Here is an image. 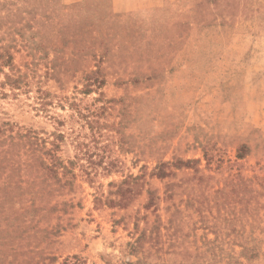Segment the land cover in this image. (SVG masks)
Masks as SVG:
<instances>
[{
    "label": "rangeland",
    "instance_id": "rangeland-1",
    "mask_svg": "<svg viewBox=\"0 0 264 264\" xmlns=\"http://www.w3.org/2000/svg\"><path fill=\"white\" fill-rule=\"evenodd\" d=\"M82 6L161 35L125 57ZM0 127L55 169L0 147V264H264V0H0Z\"/></svg>",
    "mask_w": 264,
    "mask_h": 264
},
{
    "label": "trees",
    "instance_id": "trees-1",
    "mask_svg": "<svg viewBox=\"0 0 264 264\" xmlns=\"http://www.w3.org/2000/svg\"><path fill=\"white\" fill-rule=\"evenodd\" d=\"M95 12L91 11L90 7H79L76 12V18L72 22H67L64 24L63 28L65 29L67 26H77V31H87L90 32L93 28L97 29L99 33V41L101 45L107 48L109 42L116 38L117 47L120 48L121 40H123V52L125 53V57H130V48L129 46H135V48L142 50L143 47H147L146 50H152V46L154 45V40L158 38L160 34H157V22L156 16L153 13H150L148 16H138L132 17L130 14L123 13V27H117L116 24L112 21H104V19H99L96 21ZM124 17H127L126 19ZM128 20L132 21V24H127ZM144 25L147 26L144 27ZM150 35H147V33ZM167 39H169L167 37ZM97 40V37L92 39L85 38H77L76 43L78 45L81 43L86 44L88 42L94 44ZM170 40V39H169ZM170 46V44H168ZM85 47L81 44L79 50H83ZM149 54V53H148ZM111 56L107 53V49L100 55V61L110 60ZM9 61V60H8ZM94 72L91 74L88 79L89 81H95ZM94 77V78H93ZM102 82L101 80L99 81ZM24 82V76L21 74H17L16 76L7 75L5 84L10 85L13 88H19ZM91 83H88L89 86ZM4 129L0 127V147L2 153V159L5 163H7L8 167H12V169L16 172V176H20L21 174L28 176L31 181H34L35 178H39L43 176L41 172L50 170L55 174V169L51 168L52 165L48 164L44 154H49L46 151H43L42 147H40L37 138L32 135H27L23 133H17L16 135H6L4 136ZM243 148H239L238 157L242 158L244 152H242ZM52 155V153L50 152ZM163 176V172H159V175ZM46 176V174H45ZM49 177V175L47 174ZM36 194V193H34ZM34 204V203H33Z\"/></svg>",
    "mask_w": 264,
    "mask_h": 264
},
{
    "label": "crops",
    "instance_id": "crops-1",
    "mask_svg": "<svg viewBox=\"0 0 264 264\" xmlns=\"http://www.w3.org/2000/svg\"><path fill=\"white\" fill-rule=\"evenodd\" d=\"M123 5H124V0H123ZM126 8L123 7V11L125 10ZM128 10V9H127Z\"/></svg>",
    "mask_w": 264,
    "mask_h": 264
}]
</instances>
